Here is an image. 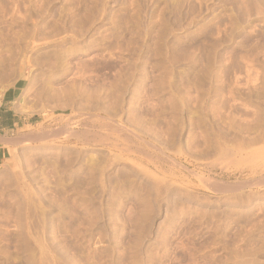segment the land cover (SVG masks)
Returning <instances> with one entry per match:
<instances>
[{"label": "rangeland", "instance_id": "374dc122", "mask_svg": "<svg viewBox=\"0 0 264 264\" xmlns=\"http://www.w3.org/2000/svg\"><path fill=\"white\" fill-rule=\"evenodd\" d=\"M0 264H264V0H0Z\"/></svg>", "mask_w": 264, "mask_h": 264}, {"label": "crops", "instance_id": "0c3cea01", "mask_svg": "<svg viewBox=\"0 0 264 264\" xmlns=\"http://www.w3.org/2000/svg\"><path fill=\"white\" fill-rule=\"evenodd\" d=\"M16 121L14 118H10L9 113L0 112V159L5 153L4 139L7 137L8 130L14 126Z\"/></svg>", "mask_w": 264, "mask_h": 264}]
</instances>
